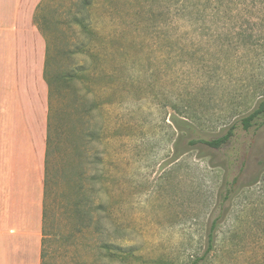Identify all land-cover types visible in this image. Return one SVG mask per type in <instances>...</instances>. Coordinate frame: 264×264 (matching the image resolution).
<instances>
[{
  "label": "rangeland",
  "instance_id": "1",
  "mask_svg": "<svg viewBox=\"0 0 264 264\" xmlns=\"http://www.w3.org/2000/svg\"><path fill=\"white\" fill-rule=\"evenodd\" d=\"M39 22L57 108L43 264H191L215 220L198 264H264V117L241 124L264 99V0H45Z\"/></svg>",
  "mask_w": 264,
  "mask_h": 264
},
{
  "label": "crops",
  "instance_id": "2",
  "mask_svg": "<svg viewBox=\"0 0 264 264\" xmlns=\"http://www.w3.org/2000/svg\"><path fill=\"white\" fill-rule=\"evenodd\" d=\"M45 0H0V264H43L49 90L34 15Z\"/></svg>",
  "mask_w": 264,
  "mask_h": 264
},
{
  "label": "trees",
  "instance_id": "3",
  "mask_svg": "<svg viewBox=\"0 0 264 264\" xmlns=\"http://www.w3.org/2000/svg\"><path fill=\"white\" fill-rule=\"evenodd\" d=\"M42 5L43 4H41L35 11L34 23L37 29L39 30V32L41 33V35L43 36L45 43H46V60H45V68H44V80L47 83L48 90H49V96H48L49 110H48V124H47V159H46V175H45V194H44V201H43V231L45 233L44 222L46 218V195H47V186L49 182V164L51 163V156L53 154V149L56 146L55 139H56L57 127H56L55 122L57 120V108L54 105L55 103L54 101L56 98V93H55L56 86L54 84L55 81L51 79L49 75V69H48L49 62H50V53L52 49L51 41L39 22V13L42 8ZM63 78L65 80L67 79L69 81H73V80H82L83 76L79 77V75L75 73V74L67 75V77L64 76ZM262 117H264V99L259 101L256 108L250 114H248L246 117L241 119V124H242L243 129L247 130L254 123H256L258 119ZM172 122L178 128H181L180 124H184V123H180L178 120L174 118L172 119ZM260 125L261 123L258 124V126ZM231 130L232 128H230L229 131L225 135L217 139L210 140V141L194 140V141H191V144L202 143L211 148L218 149L230 139V137L232 136ZM215 228H216V220L212 222L211 228L209 229V232L207 234V248L205 252L203 253L201 257L196 258L191 264H198L199 262L203 261L209 255V253L214 249V243L216 239L215 237L216 229Z\"/></svg>",
  "mask_w": 264,
  "mask_h": 264
}]
</instances>
